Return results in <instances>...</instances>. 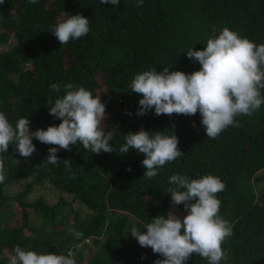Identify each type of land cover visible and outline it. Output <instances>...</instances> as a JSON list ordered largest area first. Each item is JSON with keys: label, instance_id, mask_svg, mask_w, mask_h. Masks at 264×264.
<instances>
[{"label": "trees", "instance_id": "obj_1", "mask_svg": "<svg viewBox=\"0 0 264 264\" xmlns=\"http://www.w3.org/2000/svg\"><path fill=\"white\" fill-rule=\"evenodd\" d=\"M135 4L136 0H120L119 7L100 0L0 4V111L13 126L28 118L33 132L58 126L62 121L49 114L47 99L62 96L68 83L83 86L106 104L103 127L112 131L109 143L114 149L94 154L72 145L70 151L57 153L61 163L53 165L43 161L56 146L33 139L37 150L31 157L20 156L15 145L0 154L5 170L0 183V264H9L17 244L37 253L66 255L72 250L76 264H154L162 257L141 247L130 230L135 225L144 231L153 217L169 211L181 218L187 214L182 204L173 207L167 194L173 174L192 179L210 174L226 185L217 195L219 214L231 223L233 235L222 245L220 264H264V105L250 117L238 116L240 127L229 126L209 139L199 112L157 116L153 109L137 116L142 96L130 88L134 76L145 70H199L201 65L189 59L187 51L203 50L224 27L264 43V0ZM67 14L89 18L90 31L63 46L51 30ZM53 83L61 85L59 93L50 88ZM142 128L168 129L169 135L174 131L185 153L158 169L154 178H143V154L119 153L124 135ZM65 159L71 161V173L62 163ZM36 186L59 193L50 201L42 195L29 198ZM73 228L83 233L81 240L74 239ZM186 264L208 261L194 253Z\"/></svg>", "mask_w": 264, "mask_h": 264}, {"label": "clouds", "instance_id": "obj_2", "mask_svg": "<svg viewBox=\"0 0 264 264\" xmlns=\"http://www.w3.org/2000/svg\"><path fill=\"white\" fill-rule=\"evenodd\" d=\"M30 2L36 4L39 0ZM143 2L136 0L135 6L140 7ZM2 3L4 0H0ZM100 3L120 6V0H100ZM89 21L82 14H67L66 19L56 23L51 33L64 46L70 40L86 36L90 31ZM186 54L201 65L199 70L185 73L164 67L162 72H158L153 68L134 76L130 83L131 92L142 96L137 116L153 109L157 116H194L199 112L207 138L215 139L229 126L240 127L238 116L250 117L264 105L261 92L264 90V43L257 44L224 27L217 36L206 41L203 50L191 48ZM50 88L57 93L61 91L59 83L51 84ZM47 106L49 114L62 122L34 132L28 118L18 119L13 126L7 115L0 111V154L8 152L10 145H15L20 156L31 157L37 150L33 139L56 146L49 148L43 161L46 164H60L61 158L57 153L61 149L70 151L72 145L80 144L84 150H91L94 154L114 151L109 143L113 133L103 127L106 104L100 95L93 96L85 87L68 83L62 96L54 101L51 97L47 99ZM127 114L132 115L131 112ZM174 128L173 124L171 129ZM167 130L152 132L142 128L124 135L125 143L119 148V153L134 150L144 155L142 167L146 171L143 178L156 177L158 169L185 154L179 148L178 136L174 131L167 134ZM62 163L71 173V161L65 159ZM4 171L0 162V183L5 180ZM70 178H75V175L71 174ZM169 184L173 185L167 189L172 206L182 204L187 214L183 218L173 211L157 215L145 225L144 231L133 225L130 230L132 237L141 247L151 248L153 253L162 257L154 264H186L194 253L206 259L208 264H220L224 257L222 245L233 235V226L219 214L221 201L217 195L226 185L219 177L210 174L197 179L173 174ZM70 231L74 239H82V232L74 228ZM9 264H76V259L72 250L66 255L37 253L17 244Z\"/></svg>", "mask_w": 264, "mask_h": 264}, {"label": "rangeland", "instance_id": "obj_3", "mask_svg": "<svg viewBox=\"0 0 264 264\" xmlns=\"http://www.w3.org/2000/svg\"><path fill=\"white\" fill-rule=\"evenodd\" d=\"M40 190H45V191H40ZM59 192H53V191H49V190H46L44 189L43 187H40V186H36L35 187V190L34 189H31L29 192H28V197L29 198H34V197H37L39 195H42L43 197L47 198L49 201L52 200ZM20 219L21 221V217L18 216L17 220ZM19 222V221H18Z\"/></svg>", "mask_w": 264, "mask_h": 264}]
</instances>
